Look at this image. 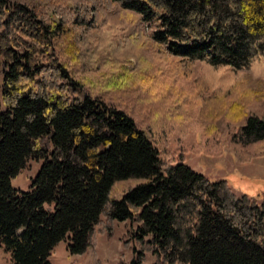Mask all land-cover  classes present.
Listing matches in <instances>:
<instances>
[{"label": "trees", "instance_id": "trees-1", "mask_svg": "<svg viewBox=\"0 0 264 264\" xmlns=\"http://www.w3.org/2000/svg\"><path fill=\"white\" fill-rule=\"evenodd\" d=\"M118 8L135 47L149 25L155 45L223 83L204 80L191 107L101 68L91 47ZM253 69L264 0H0V247L13 264H51L68 238L78 264H103L98 235L129 221L130 264H264V198L186 164L264 158V98L238 77ZM31 160L42 165L20 191Z\"/></svg>", "mask_w": 264, "mask_h": 264}, {"label": "rangeland", "instance_id": "rangeland-1", "mask_svg": "<svg viewBox=\"0 0 264 264\" xmlns=\"http://www.w3.org/2000/svg\"><path fill=\"white\" fill-rule=\"evenodd\" d=\"M116 12L108 14L104 26L107 28L103 33H98L99 41L94 43L91 50L96 49L94 51L97 54H102L99 56L101 68L120 73L119 80L129 82L130 85L144 81L157 86L164 83L168 87L169 95L191 107L197 102L204 80L212 87L223 83L225 77L212 75L197 62L174 58L165 48L155 45L150 38L154 29L149 25H146L144 30V36L149 38L147 43H144L143 47H135L130 37L132 17L119 8ZM133 22H136V19ZM238 77L243 78L254 91H257L261 99L264 98L263 72L256 69L246 70L238 74ZM210 81L214 84L211 85ZM263 106L258 108L259 112H262ZM186 164L212 182L228 180L238 194L246 193L259 201L264 198V158L241 163L231 149H225L221 156L214 157L189 154ZM41 165V161L28 162L12 179V186L20 191H29ZM129 227V221L116 222L112 234L98 235L97 249L103 264L131 263L133 251L123 247L124 241L130 236ZM68 245L69 239L66 238L54 247L49 258L51 264L80 263L83 256L71 254ZM152 263L153 258L150 257L148 264ZM0 264H13L11 253L3 247H0Z\"/></svg>", "mask_w": 264, "mask_h": 264}]
</instances>
